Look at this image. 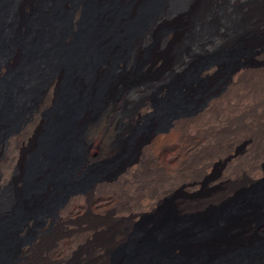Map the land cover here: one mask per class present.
Instances as JSON below:
<instances>
[{
  "label": "bare ground",
  "instance_id": "6f19581e",
  "mask_svg": "<svg viewBox=\"0 0 264 264\" xmlns=\"http://www.w3.org/2000/svg\"><path fill=\"white\" fill-rule=\"evenodd\" d=\"M90 1L91 16L84 26L83 14L88 9L85 0L42 1L36 34L29 36L27 29L19 30L27 37L26 50L17 46L0 56V79L24 68L6 90L5 98L4 91L0 90V127L7 108L10 112L17 105L23 109L22 119L16 126L0 131V218L8 219L16 206L23 213L17 224H3L0 228V253L11 237L17 243L12 247L8 264H47L45 260L49 259L66 264L77 259L80 248L87 245L91 251L80 254L85 259L94 258L87 262L125 264L122 258L111 256L108 263L103 258L109 244L130 245L133 242L130 232L121 228L105 235L114 221H87L81 216L88 205L107 213L115 201L107 202L108 197L101 196L104 190L113 194L126 184L138 187L140 169L149 160L151 170L159 171L163 179L167 176L172 182L177 179L169 187L155 189L154 193L144 190L145 196L139 194L140 199L143 197L139 204L126 209L132 221L140 210H155L160 196L172 185H182L184 180L176 176L187 168L211 167L219 160L227 162L221 172L227 178L231 164L245 157L252 146L251 178L227 186L226 192L213 203L220 201L219 206L205 213L187 214L179 200L173 201L172 215H191L189 223L171 243L156 240L144 248L188 253L183 264H226L227 261L241 264L237 261L240 255L256 257L264 253V224L261 236L256 234L259 224L251 220V209L264 206V188L260 189L264 184V68L258 60L264 56V0ZM15 8L34 12L38 3L36 0L10 1L5 15L0 17L1 39L8 33ZM230 8L233 13L228 11L229 17L223 18L221 24L212 22L218 13L226 14ZM169 18L176 22L172 29L160 25ZM209 22L213 24L207 26ZM218 48L232 56L227 66L219 60L193 66L195 51ZM252 69H255L252 79L245 81L242 74ZM37 78L40 83L36 96L28 102L26 92ZM64 80L68 82V93L60 106L59 91ZM208 81L212 83L207 85ZM174 92L177 94L170 100ZM149 95L173 104L184 102L168 111L164 123L157 124L153 120L156 105ZM49 110L57 114L56 119L53 115L52 135L49 143L37 147L36 140L45 123L43 114ZM143 119L151 120L148 128L135 135L128 146L132 136L128 129ZM116 137L120 139V146L115 143ZM24 143H28L26 152L15 150L12 157L10 168L13 170L3 171L7 152ZM213 143L218 146L214 147ZM75 146L85 154L79 165L69 162L71 148ZM216 146L223 150L218 152V148V153L200 157L199 162L200 152ZM34 149L40 158L31 177L34 190L24 197L21 189L26 156ZM120 149L127 156L107 174L75 190L63 192L54 187L55 178L76 179L89 166L110 159ZM167 156L172 163L165 160ZM189 160L193 161L192 166ZM232 167L235 166L232 164ZM258 182L263 183L257 185ZM57 193L62 194L57 205L35 219L33 210ZM230 208L236 211L228 213ZM155 212L154 218L162 214V211ZM74 225L78 228L75 232L71 230ZM141 231L131 233L136 238ZM164 232L160 229L157 237L161 238ZM20 239L22 244L18 247ZM259 240L263 243L256 246ZM139 262L142 261H134Z\"/></svg>",
  "mask_w": 264,
  "mask_h": 264
},
{
  "label": "rangeland",
  "instance_id": "374dc122",
  "mask_svg": "<svg viewBox=\"0 0 264 264\" xmlns=\"http://www.w3.org/2000/svg\"><path fill=\"white\" fill-rule=\"evenodd\" d=\"M10 1L14 2L15 0H0V17L1 18L5 15L6 9L9 5ZM36 1L38 3V9L35 10L34 12H29V10L28 9L26 10V8H22L21 10H18L15 8L11 18L9 19L10 26H9V30H8L6 37H4V39H1L2 37H0V56L6 55L8 52L11 51L12 48L17 47V46L23 47V49L26 50V48H27L26 38L27 37L24 36L23 34L19 33V30L22 28L27 29L28 33L30 32L29 36H33L36 34L37 28L39 26L38 24L40 23V17H39L40 16V3L42 5V1H44V0H36ZM85 4H86L88 9L85 10L84 14H83V20H84L83 26L86 25L87 22H89V18L91 16V12H90V8L92 5L91 1L85 0ZM107 6L112 7V4H109ZM228 11L229 12L231 11L230 13H233L231 8L229 10L227 9L226 14L223 13L224 14L223 15L222 13H218L217 17L212 22H218V24H221L224 19L229 17V16L227 17ZM173 20L174 19L171 20L169 18L168 20L164 21L160 25L163 27L172 29L175 27V23H176ZM212 22H209L207 24V26L209 24L212 25L213 24ZM2 32L3 31H1V29H0V36H1ZM223 51L224 50L219 49V48L213 49V50L195 51L194 52L195 56H193L192 64L194 67H198L204 62L211 61V60H219V61H222L225 66H227L228 63L230 62V59L232 56L226 54L225 51L224 52ZM154 53H155V51L153 50V54ZM153 54H151V55H153ZM258 60L260 61L259 66L264 68V62H263L264 56L258 57ZM23 69H24L23 67L22 68L20 67V68L16 69L17 71L15 70L16 72H14V74L11 73V75H4L0 79V90L4 91V95H3L4 98H5L6 90L8 89L9 86L12 85L14 79L17 78V76L22 73ZM254 70L255 69H252L246 73H243L242 74V77H244L243 79L245 81H249L250 79H252V76L255 72ZM243 79H242V82H245ZM39 83H40V79L37 78L36 83L31 88H29L27 90L26 97H27L28 102H30L31 99H33L36 96V93H37V90L39 87ZM210 83H212V82H210V81L206 82L207 85H209ZM67 93H68V82H67V80H64L60 86L58 105L61 106V104L65 100ZM176 94L177 93H175V92L172 93L170 96V100L172 98H175ZM149 97L154 101V103L156 105V112L153 115V120L157 124L164 123L167 119L168 111L171 108H178L180 106V104H182L184 102V101L183 102L180 101V102L173 104V103H170L169 101H167L165 99H161L160 97H157L154 95H151V96L149 95ZM17 106L11 112L8 110V108L6 109L7 110L6 111V117L4 118L3 122L1 123V127H0L1 132H4L7 128H12V127L16 126L18 124L19 120L21 121L22 118H20V116H21V113H23V109L19 108ZM54 114H55V119H56L57 114L55 113V110H49L43 114V117H44L43 119H44L45 123L43 124L42 131L36 140L37 147L45 146L46 143H49L50 135H52V127H53L54 122H55V119H53ZM51 121H53V122H51ZM150 121H151L150 119H143V120L137 122L136 124L132 125L128 129L129 133L132 134L131 138L127 142L128 146L131 143V139L135 135L145 131L148 128ZM118 130L120 131V127H118ZM196 139L199 140L198 137H196ZM118 141H120V139L118 137H116L115 143L120 146V142H118ZM215 145H217V144L213 143L214 147H215ZM22 146H20V147L14 146L9 150V152H7V154H6L7 159H6V162L4 165V168L7 170H5L3 168V171H7V172L9 171L10 172V170H13V168H10V167H11L12 157L15 153V150H18L24 154L27 150L28 143H24ZM24 147H26V149ZM214 147H212V149L210 151L205 150L203 153L200 152V154H198V158H197V159H199V162H201L202 159L207 154L211 155V154H215V152L218 153L219 151L223 150L222 149L223 146L221 144H220V147H222V148H220V147L214 148ZM20 148H21V150H20ZM22 149H24V150H22ZM214 149H216V151ZM217 149H218V152H217ZM90 151H91V149L89 148L88 153ZM248 152L249 153L245 157L242 156L243 158L240 157L239 159H237L238 161L236 160L235 162L232 163L233 166H235L238 170L237 169L234 170L235 167L233 168L232 164H231V166L228 168L230 170H227V173L229 174L228 175L229 177L227 176V178L222 177L223 175L221 173L226 168L227 162L223 163L219 160H215L216 163L214 162V164H213L215 166V168L213 165H210L211 167H206V168L205 167L200 168V167H198L199 166L198 165L195 167V169L187 168L188 170H185V171L183 170L184 172H181L180 176L179 175L176 176V178L180 177V179H178V180H180V181L184 180L182 182V185L181 184H180V186L179 185H176V186L172 185L173 187H171V189L168 192H166L165 194L160 196L161 198H159V203H158L157 207L155 208V210H153V211H148V210H144V209L140 210L139 216L137 215L136 217L132 218V221H130L131 219L129 218V214L126 213V209L128 210L132 206L139 204V202L143 198L142 197L140 199V197L144 195L143 193L146 190H149L152 193H154L155 189L160 190V189L164 188L165 185H166V187H169L170 184H173L174 182H176L177 179L175 181L173 180V182H172V180H170V177H168V176L166 177V179H163L159 171L151 170V166H150L151 161L149 160L146 162V165L143 167V169H140V172L138 174V177H139L138 178V184H140L139 185L140 187L138 186V187L134 188L132 186V183H131V184H126V185L122 186L121 188H118L120 191L118 189L114 190L112 192L113 194L108 193L107 191L104 190L103 193L101 194V196L108 197V198H105V200L107 202H109V201L114 202L115 201L113 203L114 205L112 204L111 208L107 211V213H103L102 211H100V212L95 211V210H93L92 205H88L87 209L81 214V216L85 217V220L88 219L87 221L92 220L95 222H103V221L107 220L110 223L114 221L113 224L111 223V225H113V226L106 229L104 234L106 235V233L109 234V232L112 233L113 231H117L118 229L122 228L126 232H130L131 239L133 241V242L131 241L132 243L130 245H129V243H126V244L123 243L120 246L117 244H109L105 248V253H104L105 258H103V259H105V262L108 263L109 258L112 256L113 258L114 257L119 258V259L122 258L121 260L125 264H135L134 261H136V260L142 261V262H139L138 264H183L182 262L186 259V257L189 256L188 253L174 252L175 253L174 254L173 250L171 252H164V250H165L164 248L157 250V247H155V248H149V247L144 248V247L145 246H151L156 240H161V242L166 243V244L171 243L182 232L185 225H187L189 223L191 215H181V216H177V217H174L172 215V213L170 212V208L172 207V203H174L173 201L177 200V202H178V200H179L180 202H178V203L179 204L182 203L183 207L188 212L187 214H196L197 211H200L201 213L202 212L205 213L206 210L208 211V210H211L213 208L215 209L216 207L219 206L220 201H218L219 203L217 202V204H213V203H216V200H218V198L221 197L226 192L227 186L235 184V182L236 183L242 182L246 178L247 179L251 178L252 174H251V168L250 167L252 164L251 163L252 156H254V147L252 146ZM125 156H127V154L124 151V149L123 150L120 149L110 159L98 161V162L92 164L91 166H89L76 179H68V180L62 181V180H58L55 178L54 180H52L53 185L57 190L61 188L63 190V192H66L70 189L75 190V189L82 188L83 186L87 185V183L91 179H93L99 175L100 176L105 175L109 172V170H113L116 166H118L120 164V162L123 160V157H125ZM200 157L202 159H200ZM248 157H249V159H248ZM84 158H85V154L83 152H81V150L79 149L78 146L71 148V152H70V156H69V162L71 164L77 165V163H78V165H79L81 162H83ZM165 158H166L165 160L168 163H172V160H170L171 159L170 157L167 156ZM39 159L40 158L37 155V149L30 150L27 153L26 169H25V181H24V184H23L22 189H21V192H22L24 197L27 196L29 192L34 190L31 177H32V173L34 172V169H36V165L40 161ZM192 160L195 161L196 159H192ZM189 161H190V164L192 163L191 164V166H192L193 161L192 162H191V160H189ZM246 161H248V162H246ZM238 162H241L242 164L238 163ZM242 167L245 168V171ZM207 168H209V169H207ZM221 168H222V170H221ZM189 170H191V171H189ZM190 172H192V173H190ZM194 172H196V174H194ZM239 172H240V174H239ZM237 173H238V175H237ZM216 174H218V175H216ZM191 176H193V177H191ZM150 177H152V178H150ZM155 177H156V179H155ZM182 177L183 178L185 177V178L181 179ZM158 178L160 180H158ZM161 178H162V180H161ZM185 180H186V182H185ZM221 180H223V181H221ZM159 181H161V182H159ZM164 182H166V183H164ZM262 183L263 182H258L256 184L259 185ZM189 185L190 186L194 185V188L189 187ZM263 188H264V184L261 185L260 189H263ZM213 191H214V194H212ZM208 192H210V193H208ZM127 194H128V196H127ZM61 197H62V194H58V193L54 194L46 204H44V205L36 208L35 210H33V212H32L33 217L35 219H40L43 215H45V213L51 211L57 205V203L60 201ZM230 197H231V195H230ZM232 198H234V197H232ZM160 201L162 203H160ZM119 206H120V208H119ZM111 211H112V213H111ZM155 211H157V212L162 211L161 212L162 214L159 217L154 218L153 215L156 213ZM235 211H236L235 208H230L228 210V213H231V212L233 213ZM116 212H120L117 214H121V215L123 214V215L122 216L120 215V217H118V216L115 217L114 215H117ZM251 212H252V214H251L252 216L250 215L251 220L253 221V223L255 222L256 224H259V226L256 228V234L261 235L262 234V227L261 226L264 224V206L262 205L258 208H255V210L251 209ZM109 213H111V214L109 215ZM94 214L97 217L94 216ZM103 214H104V216H102ZM22 216H23V213H22L21 209L18 206H16L14 208L12 215L8 219H1L0 218V228L3 226V224H7L8 226L9 225L12 226V225L17 224L20 221V219L22 218ZM125 217H126V219H125ZM107 218H109V219H107ZM118 218H120V219H118ZM81 220H82V218H81ZM77 229H78L77 226L74 225V226H72L71 230H74V232H75ZM160 229H164L165 232L161 238H158L157 232ZM134 230L135 231L142 230L141 231L142 233L139 235V237L135 238L133 233H131V232H135ZM261 236H263V234ZM20 238H22V237L20 236ZM255 240L256 239H254L253 242ZM20 241H21V239L19 240L18 247L22 244V242H20ZM16 243L17 242H15L14 238L13 239L11 237L8 238L6 245L3 249V252L0 253V264H8L9 263V260L11 259V255H12V247ZM261 243H263V242H261L260 240L255 242L256 246L260 245ZM110 245H111V247L109 248ZM140 248H144V249H140ZM91 249L92 248L90 247V245H87L86 247L84 246V247L80 248V250L78 251L79 255L77 256V259L75 257V258H73L72 261H70L69 263H66V264H73V263L78 264L80 261H81L80 262L81 264H84V263L85 264H96L95 261L87 262L91 258L85 259L84 257L82 258L80 255L82 253H85L86 251L87 252L91 251ZM145 253H147V254H145ZM93 259H91V260H93ZM74 261H76V262H74ZM237 261L241 264H264V253L259 254L256 257H246L243 255H240L237 258ZM37 263H40V260ZM45 263H47V264H49V263L50 264H52V263L53 264H63L64 262H62L60 260L49 259L48 261L45 260ZM103 263L104 262H102L100 264H103ZM225 263L228 264L230 262L227 261ZM97 264H99V263L97 262Z\"/></svg>",
  "mask_w": 264,
  "mask_h": 264
}]
</instances>
